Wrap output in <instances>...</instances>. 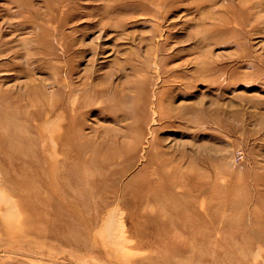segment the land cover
<instances>
[{"label": "rangeland", "instance_id": "rangeland-1", "mask_svg": "<svg viewBox=\"0 0 264 264\" xmlns=\"http://www.w3.org/2000/svg\"><path fill=\"white\" fill-rule=\"evenodd\" d=\"M0 264H264V0H0Z\"/></svg>", "mask_w": 264, "mask_h": 264}, {"label": "built area", "instance_id": "built-area-1", "mask_svg": "<svg viewBox=\"0 0 264 264\" xmlns=\"http://www.w3.org/2000/svg\"><path fill=\"white\" fill-rule=\"evenodd\" d=\"M243 156H242V154H239V158H242Z\"/></svg>", "mask_w": 264, "mask_h": 264}]
</instances>
